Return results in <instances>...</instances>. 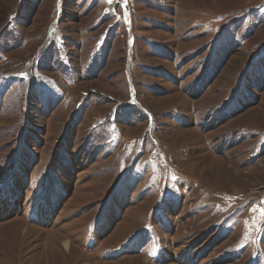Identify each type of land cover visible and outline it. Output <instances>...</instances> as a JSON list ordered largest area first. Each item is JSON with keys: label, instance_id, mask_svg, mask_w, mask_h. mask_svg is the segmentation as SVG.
<instances>
[{"label": "rangeland", "instance_id": "obj_1", "mask_svg": "<svg viewBox=\"0 0 264 264\" xmlns=\"http://www.w3.org/2000/svg\"><path fill=\"white\" fill-rule=\"evenodd\" d=\"M0 205V264H264V0H0Z\"/></svg>", "mask_w": 264, "mask_h": 264}, {"label": "bare ground", "instance_id": "obj_2", "mask_svg": "<svg viewBox=\"0 0 264 264\" xmlns=\"http://www.w3.org/2000/svg\"><path fill=\"white\" fill-rule=\"evenodd\" d=\"M51 206H52L51 201H48V208H50ZM0 208H1V205H0ZM68 243H69V242H65V247H66V249H68ZM69 248H70V246H69Z\"/></svg>", "mask_w": 264, "mask_h": 264}, {"label": "snow or ice", "instance_id": "obj_3", "mask_svg": "<svg viewBox=\"0 0 264 264\" xmlns=\"http://www.w3.org/2000/svg\"><path fill=\"white\" fill-rule=\"evenodd\" d=\"M109 2H111V0H109ZM261 214L264 215V210H262Z\"/></svg>", "mask_w": 264, "mask_h": 264}, {"label": "built area", "instance_id": "obj_4", "mask_svg": "<svg viewBox=\"0 0 264 264\" xmlns=\"http://www.w3.org/2000/svg\"><path fill=\"white\" fill-rule=\"evenodd\" d=\"M17 188V186H15ZM0 212H3V211H0Z\"/></svg>", "mask_w": 264, "mask_h": 264}]
</instances>
